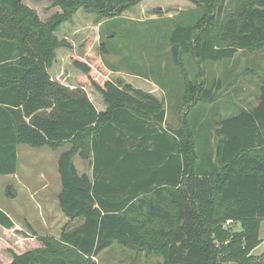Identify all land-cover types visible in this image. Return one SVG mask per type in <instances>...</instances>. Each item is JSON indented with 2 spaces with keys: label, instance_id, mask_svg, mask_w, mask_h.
Listing matches in <instances>:
<instances>
[{
  "label": "trees",
  "instance_id": "16d2710c",
  "mask_svg": "<svg viewBox=\"0 0 264 264\" xmlns=\"http://www.w3.org/2000/svg\"><path fill=\"white\" fill-rule=\"evenodd\" d=\"M53 1L63 13L45 24L24 0H0V176L17 173L21 144H71L58 158L57 199L64 216L81 224L59 240L40 238V248L12 253L10 264H96L114 243L161 255L163 264H264L253 255L264 222V85L257 107L215 123L209 134L211 125L193 128L187 118L197 104L216 101L219 82L198 91L207 62L264 49V0H190L210 6L214 17L199 26L174 22L171 55L188 107L179 130L166 125L164 100L96 77L79 59L74 66L102 97V110L84 89H70L48 71L68 46L56 34L80 9L101 22L144 0ZM100 50L107 52L105 44ZM189 54L202 66L195 85L184 62ZM75 155L89 162L91 175L79 172ZM229 220L239 229L231 232ZM14 225L0 209V228Z\"/></svg>",
  "mask_w": 264,
  "mask_h": 264
},
{
  "label": "rangeland",
  "instance_id": "374dc122",
  "mask_svg": "<svg viewBox=\"0 0 264 264\" xmlns=\"http://www.w3.org/2000/svg\"><path fill=\"white\" fill-rule=\"evenodd\" d=\"M24 2L45 24L63 13L53 0ZM211 10L206 4L197 6L190 0H144L131 10L121 11L118 17L98 22L95 13L80 9L72 21L63 24L56 34L59 40L67 41L68 46L57 50L48 71L52 79L62 85L70 89H84L96 108L102 110L105 108L102 97L91 85L84 83L82 72L74 66V59H79L91 66L96 77L121 80L164 100L166 125L179 130L184 128L183 116L188 107H184L182 102L184 81L171 55L170 34L177 21L192 26L206 23L215 15ZM102 44L107 50L104 54L100 50ZM184 62L189 78L194 85L197 84L202 66L190 54L184 57ZM204 68L205 83L203 87L199 84L198 91L202 92L203 88L209 89L219 82L216 101L199 105L198 101H192L197 106L191 109L187 118L193 128H199L203 121L211 125L205 130L209 134L214 130L215 123L257 107L260 88L264 85V49L240 51L231 60L207 62ZM155 80L162 84L170 83L171 89H160ZM195 118L198 119L195 121ZM71 147L69 143L56 148L21 144L18 147L17 173L0 176V209L15 224L11 230L0 228V264H10L12 253L20 254L42 247L40 238L59 240L63 232L81 224L80 220L70 221L64 216L56 195L61 185L54 176L57 159ZM73 162L79 172L91 175L88 161L75 155ZM239 227L235 224L228 228L235 232ZM259 238L262 243L253 255L264 262V222L260 225ZM207 242L210 244V238ZM211 242L216 249L222 248L220 242L214 239ZM94 260L96 264L164 262L161 255L130 250L118 243L101 252Z\"/></svg>",
  "mask_w": 264,
  "mask_h": 264
},
{
  "label": "crops",
  "instance_id": "0c3cea01",
  "mask_svg": "<svg viewBox=\"0 0 264 264\" xmlns=\"http://www.w3.org/2000/svg\"><path fill=\"white\" fill-rule=\"evenodd\" d=\"M257 104H258V103H257ZM253 109H254V108H253ZM253 109H251V110H253ZM251 110H249V111H251ZM57 161H58V159H57ZM57 170H58V167L56 166L54 176L57 178V180H59V183H60V177H59V175H58V171H57ZM60 190H61V185H60V189L56 192L57 197H58V194H59Z\"/></svg>",
  "mask_w": 264,
  "mask_h": 264
},
{
  "label": "water",
  "instance_id": "95a60500",
  "mask_svg": "<svg viewBox=\"0 0 264 264\" xmlns=\"http://www.w3.org/2000/svg\"><path fill=\"white\" fill-rule=\"evenodd\" d=\"M122 10V6H120L118 9H117V11L119 12V11H121ZM210 18H208V20H209ZM203 75H205V71L203 72ZM185 119V116L183 117V120Z\"/></svg>",
  "mask_w": 264,
  "mask_h": 264
},
{
  "label": "built area",
  "instance_id": "2783aa9c",
  "mask_svg": "<svg viewBox=\"0 0 264 264\" xmlns=\"http://www.w3.org/2000/svg\"><path fill=\"white\" fill-rule=\"evenodd\" d=\"M226 224H227V225H231V224H233V221L229 220V221H227Z\"/></svg>",
  "mask_w": 264,
  "mask_h": 264
}]
</instances>
